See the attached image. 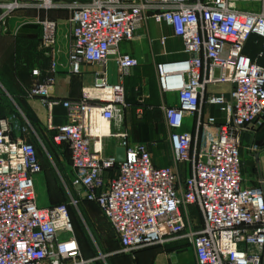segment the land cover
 I'll list each match as a JSON object with an SVG mask.
<instances>
[{
  "label": "built area",
  "instance_id": "1",
  "mask_svg": "<svg viewBox=\"0 0 264 264\" xmlns=\"http://www.w3.org/2000/svg\"><path fill=\"white\" fill-rule=\"evenodd\" d=\"M32 6L70 10L72 72L81 73L84 63L101 67L95 90H108L106 97L85 92L81 99H55L53 78L28 95L43 99L50 112L57 105L67 110L63 124L50 117L46 128L56 146H68L73 185L99 206L120 252L135 257L141 248L186 239L198 264H264V179L245 185L240 153L243 135H255L264 116V0H0V23ZM149 18L169 25L187 55L157 65L162 91L178 96L177 104L163 106L173 149L167 166L155 163L146 144L131 145L121 129L124 79L140 62L119 47ZM43 26V43L51 48L57 24ZM254 35L263 40L255 58L245 51ZM113 53L115 85L106 70ZM224 84L232 86L229 95L214 91ZM205 105L219 107L225 120L205 118ZM94 113L108 122V134L93 133ZM188 117L191 130L185 129ZM13 121L0 118V264H95L74 235L69 204L39 205L36 176L43 165L32 141L13 137ZM104 138L126 148L125 161L104 153ZM248 148L260 151L255 142ZM180 164L187 166L184 176ZM192 208L202 216L200 229Z\"/></svg>",
  "mask_w": 264,
  "mask_h": 264
},
{
  "label": "crops",
  "instance_id": "2",
  "mask_svg": "<svg viewBox=\"0 0 264 264\" xmlns=\"http://www.w3.org/2000/svg\"><path fill=\"white\" fill-rule=\"evenodd\" d=\"M70 17L71 12L66 8L46 10L42 7L32 6L15 11L3 23H0V78L5 85L9 86L10 94L16 98L17 105L25 114L27 122H35L38 127L45 130L36 139L30 135L27 136V128H25L27 126H23L26 129L24 132L13 135V137L27 138L38 149L43 172L36 177V184L37 182L41 184L45 171V156L43 157L39 152L40 145L43 146V151L47 156H53L51 160L54 165H60L62 168L68 165L72 172L73 168L68 146H56L52 141L51 132L46 128L50 117L54 125L63 124L67 118V110L63 106L57 105L50 112L43 99L31 98L28 95L29 89L35 84L45 83L49 78H53L54 84L51 92L55 99H81L85 92L95 89L96 72L101 69L97 64L84 63L81 73L72 72ZM44 21H54L57 24L56 42L51 48H47L43 43ZM164 36L167 39L165 43H162ZM262 49L263 40L254 35L248 42L245 51L249 56L255 58ZM119 51L136 56L140 62L124 79L127 106L121 129L128 132L131 145L146 144L157 165H172L171 131L165 121L163 106L177 104L178 96L162 91L157 65L186 58L183 40L175 36L172 28L166 23H157L149 18L133 40L123 41L120 44ZM14 52L20 55L25 54V57L29 58L28 64L10 63L14 59ZM261 63L264 64V59H261ZM34 70H37L38 74H34ZM106 70L109 84H117L116 53L110 56ZM231 88L230 84H224L214 88V91L218 94L229 95ZM4 111L0 106V118L8 117L2 113ZM207 115L216 116L220 122L224 121L226 117L219 107L210 105L204 106V117L206 118ZM193 120L192 117L186 119L185 129L194 128ZM242 139L240 153L244 183L247 186H257L260 180L264 179V116L257 133L255 135L249 132L245 133ZM253 142L260 147V151L256 154H252L248 148ZM118 146H121L120 142L115 138L103 139L105 154L115 155ZM178 168L183 176L186 175L187 166L185 164H180ZM59 173L63 177L67 176L64 169ZM39 186L43 187V185ZM74 188L82 199L84 193L80 188L75 186ZM39 203L40 206L44 205L42 207L46 205L44 202ZM191 212L195 217V227L200 229L203 220L199 210L192 208ZM105 220L107 221L106 218ZM109 226L114 240L104 249V255L107 258L106 264H198L195 248L186 239L173 241L166 245L141 248L135 253V257L122 254L120 252L121 244L110 224ZM102 228L98 227V231H101ZM79 245L81 247L80 242ZM82 253L86 258L95 259V257L84 254L83 250Z\"/></svg>",
  "mask_w": 264,
  "mask_h": 264
},
{
  "label": "rangeland",
  "instance_id": "3",
  "mask_svg": "<svg viewBox=\"0 0 264 264\" xmlns=\"http://www.w3.org/2000/svg\"><path fill=\"white\" fill-rule=\"evenodd\" d=\"M13 57L14 59L10 63L28 64L29 62V58H26L25 54L20 55L14 52ZM10 93L9 86L5 85L0 78V106L5 110L2 112L3 114H6L8 117H14L13 135L24 132L22 127L27 126L25 127L27 128V136L30 135L34 139L41 136L45 130L38 127L35 122L29 120L30 123L27 122L25 114H23L17 105L16 98ZM39 152L43 157L45 156V171L41 184L38 182L36 184L38 203L44 202L45 206L60 202L68 203L74 225V235L79 240L84 254L95 257L96 264H106L107 258L104 255V249L107 244L113 242L114 235L108 222L103 217L99 206L95 203L87 202L77 195L72 183L73 172L68 165L64 168L60 165H54L51 160L53 156H47L43 151L42 145L39 146ZM63 169L66 173L65 175H67L66 177H63L59 173ZM39 185H43L44 188ZM74 200L78 202H74ZM98 227L103 228L101 231H98Z\"/></svg>",
  "mask_w": 264,
  "mask_h": 264
},
{
  "label": "bare ground",
  "instance_id": "4",
  "mask_svg": "<svg viewBox=\"0 0 264 264\" xmlns=\"http://www.w3.org/2000/svg\"><path fill=\"white\" fill-rule=\"evenodd\" d=\"M90 92L92 95L98 94L102 97L108 96L107 95L108 90L97 91L95 89H92ZM98 117H99V119H98ZM91 126H92V131L94 134H96V133L101 134V135L102 134H108L110 131V127H109L108 122L102 120L97 113H94L92 116Z\"/></svg>",
  "mask_w": 264,
  "mask_h": 264
},
{
  "label": "water",
  "instance_id": "5",
  "mask_svg": "<svg viewBox=\"0 0 264 264\" xmlns=\"http://www.w3.org/2000/svg\"><path fill=\"white\" fill-rule=\"evenodd\" d=\"M116 158L119 162H123L126 159V148L118 146L115 151Z\"/></svg>",
  "mask_w": 264,
  "mask_h": 264
},
{
  "label": "trees",
  "instance_id": "6",
  "mask_svg": "<svg viewBox=\"0 0 264 264\" xmlns=\"http://www.w3.org/2000/svg\"><path fill=\"white\" fill-rule=\"evenodd\" d=\"M61 203V202H60ZM56 204H59V203H56Z\"/></svg>",
  "mask_w": 264,
  "mask_h": 264
}]
</instances>
